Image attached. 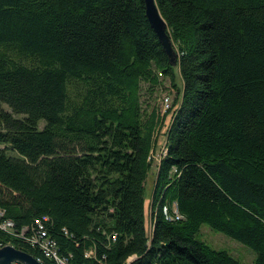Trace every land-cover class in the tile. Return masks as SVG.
<instances>
[{"label":"trees","instance_id":"trees-1","mask_svg":"<svg viewBox=\"0 0 264 264\" xmlns=\"http://www.w3.org/2000/svg\"><path fill=\"white\" fill-rule=\"evenodd\" d=\"M154 3L180 87L147 233L159 119L144 113L141 83L174 73L142 0H0V209L15 231L46 217L68 264H240L195 238L202 224L264 264V0Z\"/></svg>","mask_w":264,"mask_h":264},{"label":"rangeland","instance_id":"rangeland-1","mask_svg":"<svg viewBox=\"0 0 264 264\" xmlns=\"http://www.w3.org/2000/svg\"><path fill=\"white\" fill-rule=\"evenodd\" d=\"M174 77L171 85L170 81L166 78H158V86L148 88L147 85L141 83L140 97L142 103V109L144 113H149L151 110H155L158 113L159 125L154 133V144L153 151L151 152V167L149 173L144 182V194H143V205H144V231L145 234L148 230V203L150 199V193L154 181V172L156 164L162 154L163 148V135L168 125L170 118V110L166 112L170 107H174L175 103L179 100V87L180 81L177 76L176 69L173 67ZM167 97L169 99V108L166 111H162L161 99ZM3 106V105H2ZM5 109V107L3 106ZM172 111V110H171ZM43 121H39V125L42 126ZM195 238L203 242L210 249L215 251H224L240 264H252L254 260V253L246 246L238 243L237 241L211 230L205 224L200 225Z\"/></svg>","mask_w":264,"mask_h":264},{"label":"built area","instance_id":"built-area-1","mask_svg":"<svg viewBox=\"0 0 264 264\" xmlns=\"http://www.w3.org/2000/svg\"><path fill=\"white\" fill-rule=\"evenodd\" d=\"M161 107L162 111H166L169 108V99L167 97H163L161 99ZM173 214L175 215L174 219L177 220L178 216L175 212H173ZM162 215L166 221H170L172 219V217L167 214L165 208H162ZM47 222L48 220L46 217H41L39 219L33 220L31 226H29L28 229L23 227L20 230L15 231L13 222L10 219L6 218L4 211L0 209V235L15 233L18 237L24 239L29 246L36 247L40 252L41 257L49 263L68 264V259L59 255L55 242L48 237L46 231ZM109 241H115V235L109 236L107 238V243ZM5 246L9 245L6 244L0 237V248ZM83 257L88 260H94L95 252L92 249H89L85 251ZM132 259H134V257L127 258L124 261V264H128ZM36 261L40 262L38 259H36ZM96 262L97 264H107L103 256H100V258L97 259Z\"/></svg>","mask_w":264,"mask_h":264},{"label":"water","instance_id":"water-1","mask_svg":"<svg viewBox=\"0 0 264 264\" xmlns=\"http://www.w3.org/2000/svg\"><path fill=\"white\" fill-rule=\"evenodd\" d=\"M146 22L166 56L170 67L176 65V56L168 37L166 26L161 19L154 0H142ZM0 264H41L30 255L13 249L11 246L0 248Z\"/></svg>","mask_w":264,"mask_h":264}]
</instances>
